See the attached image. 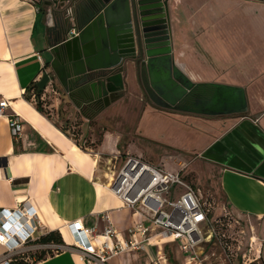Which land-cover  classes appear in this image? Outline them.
Instances as JSON below:
<instances>
[{
	"label": "crops",
	"instance_id": "crops-1",
	"mask_svg": "<svg viewBox=\"0 0 264 264\" xmlns=\"http://www.w3.org/2000/svg\"><path fill=\"white\" fill-rule=\"evenodd\" d=\"M38 1L0 0V102L6 99L7 114L17 115L22 123L21 136L15 137L9 116H0V158L7 161L0 165V208L27 203L40 222L24 261L87 264L72 248V222L81 220L99 233L111 222L126 233L141 221L105 184L114 166L118 170L134 156L181 177L193 173L201 184L217 173L212 182L219 186V196L206 193L205 198L196 189L198 195L214 218L217 205L242 219L251 248L264 263V54L257 53L264 50V0H169L176 61L184 67L188 51L192 59L202 58L201 52L212 56L221 71L213 68L209 73L223 79L209 82L245 87L249 114L211 118L165 112L146 102L135 120L133 110L144 94L132 62L125 70L126 89L109 106L83 102L53 78L41 94L43 111L38 109L35 89L27 88L51 72L46 33L53 24ZM151 123L167 129L163 139L149 133ZM180 133L194 147L173 142L184 139ZM141 137L162 143L165 152L159 160L140 149ZM52 233L63 242L43 240ZM162 247L164 252L176 251L169 264H191L177 242ZM108 264L153 263L140 250L113 256Z\"/></svg>",
	"mask_w": 264,
	"mask_h": 264
},
{
	"label": "water",
	"instance_id": "water-1",
	"mask_svg": "<svg viewBox=\"0 0 264 264\" xmlns=\"http://www.w3.org/2000/svg\"><path fill=\"white\" fill-rule=\"evenodd\" d=\"M42 1L53 18L46 33L51 71L66 92L83 102L102 100L107 107L121 98L125 70L132 62L156 108L209 117L248 111L245 87L196 82L176 61L169 0ZM73 27L77 34L70 37ZM49 81L46 72L39 86L46 88Z\"/></svg>",
	"mask_w": 264,
	"mask_h": 264
},
{
	"label": "built area",
	"instance_id": "built-area-1",
	"mask_svg": "<svg viewBox=\"0 0 264 264\" xmlns=\"http://www.w3.org/2000/svg\"><path fill=\"white\" fill-rule=\"evenodd\" d=\"M33 4L38 0H29ZM77 34L72 28L70 37ZM52 83V79L47 85ZM6 99L0 102V116H9ZM13 135L20 137L22 123L17 115L9 116ZM106 186L142 220L126 233L111 222L102 233L95 227L86 228L81 220L71 223L72 248L87 264H108L109 259L124 252L144 250L153 264H169L163 243L177 242L191 264H203L202 256L217 237L210 206L202 202L196 189L180 174L172 173L141 158L129 156L122 167H113ZM178 190H180L178 192ZM40 224L29 204L17 208H0V264H11L15 256L29 248ZM154 238H157L154 242ZM155 243V244H154ZM157 246V250L149 248Z\"/></svg>",
	"mask_w": 264,
	"mask_h": 264
},
{
	"label": "rangeland",
	"instance_id": "rangeland-1",
	"mask_svg": "<svg viewBox=\"0 0 264 264\" xmlns=\"http://www.w3.org/2000/svg\"><path fill=\"white\" fill-rule=\"evenodd\" d=\"M189 57L186 59H183L182 62H185L184 64V70L185 72L194 80V81H204L209 82L211 80H218L223 79L222 75L215 76L213 74H210L209 71H212L213 68L216 70H220V67L215 62V59L212 56H206L205 52L199 53L202 58L199 57L197 59H192L191 53L188 51L186 52ZM259 55L264 54V50L257 51ZM181 62V63H182ZM183 64V63H182ZM228 68V67H227ZM233 69L230 68V70ZM213 82V81H212ZM248 81H246L245 84H247ZM240 86V85H239ZM144 97L142 100H139V102L136 104L135 109L133 110V117L132 120L139 118V106L144 103L149 102L152 103L151 100L148 98L147 94L143 91ZM159 109V108H157ZM165 112H171L169 110H163ZM180 113V112H179ZM249 109L246 113L242 114H249ZM232 116V115H229ZM239 116V114L234 115ZM226 116H216L211 118H223ZM205 118V117H204ZM209 118V117H208ZM133 121H130V124H132ZM128 124V125H130ZM150 131L149 133L152 134L153 137H157L158 140H161L165 137V131L167 129L165 128H156V124H150L148 125ZM155 130V132H153ZM181 138L184 139H172L173 142L176 143H183L187 144L188 147H194L190 140V137H187L188 139L185 140L186 136L183 133L178 134ZM174 137V136H171ZM141 145L139 146L141 150L144 151L145 155H148L150 158L153 157V160L156 161L161 158V155L165 152L162 143H159L160 141H150L149 139L141 137ZM194 158V156H193ZM152 159V158H151ZM166 168L169 166H165ZM102 168V167H100ZM170 168V167H169ZM182 179L190 184L194 189H199L203 192L204 197L207 198V194L213 193L217 196L220 194L219 192V186L215 184V182H212L213 180L216 181L218 178V174L215 173L214 176L210 179V182H204L201 184V182L197 179H194V174L191 173L190 176L186 172H183ZM180 190H178L179 192ZM216 205V204H215ZM217 207V205H216ZM214 209V216L216 218V230L220 234H218V238H214L213 242L206 248L202 259L203 264H264L261 259H258L255 255V250L252 249L250 245V236H247L246 228H244V223L241 220L238 219L237 216L230 214L228 212H222L220 208ZM249 247V249H248ZM173 252V254H172ZM176 251L172 249L170 253L168 251L165 252L166 257L168 258V261L171 262V255H174ZM247 254L244 256V254ZM174 257V256H173ZM30 261V260H29ZM28 261V262H29Z\"/></svg>",
	"mask_w": 264,
	"mask_h": 264
},
{
	"label": "trees",
	"instance_id": "trees-1",
	"mask_svg": "<svg viewBox=\"0 0 264 264\" xmlns=\"http://www.w3.org/2000/svg\"><path fill=\"white\" fill-rule=\"evenodd\" d=\"M34 88L35 89V96H36V100H37V107L39 110H42V106H41V94L42 92L44 91L45 88H41L39 86V82H36V83H32L28 88H27V91ZM28 99H30L29 96H27ZM83 113H87L88 111V108H83L82 109ZM5 163V159L4 158H0V165H4ZM216 218H215V223H214V226H216ZM216 229V227H215ZM216 233H217V238L219 237L218 234H220L219 232H217L216 230ZM44 241H57V242H63L61 236H58V235H55L54 233L52 234H49L47 235V237L43 238ZM51 254L53 253L52 251L50 252ZM40 259H43V256L41 255L40 256ZM11 264H29L28 261H24L23 259V254L22 255H18V256H15L12 261H11Z\"/></svg>",
	"mask_w": 264,
	"mask_h": 264
},
{
	"label": "flooded vegetation",
	"instance_id": "flooded-vegetation-1",
	"mask_svg": "<svg viewBox=\"0 0 264 264\" xmlns=\"http://www.w3.org/2000/svg\"><path fill=\"white\" fill-rule=\"evenodd\" d=\"M51 66V65H50ZM49 74H50V78L51 79H57L54 75H53V73H52V71L51 72H48ZM53 81V80H52ZM58 81V80H57ZM59 82V81H58ZM60 83V82H59ZM61 84V83H60ZM63 87V86H62ZM72 96H74V95H72ZM93 104H104V102L101 100V101H98V102H92ZM84 108V107H83Z\"/></svg>",
	"mask_w": 264,
	"mask_h": 264
},
{
	"label": "bare ground",
	"instance_id": "bare-ground-1",
	"mask_svg": "<svg viewBox=\"0 0 264 264\" xmlns=\"http://www.w3.org/2000/svg\"><path fill=\"white\" fill-rule=\"evenodd\" d=\"M80 256V255H79ZM80 259H81V256H80ZM81 261H82V259H81ZM83 262V261H82Z\"/></svg>",
	"mask_w": 264,
	"mask_h": 264
}]
</instances>
